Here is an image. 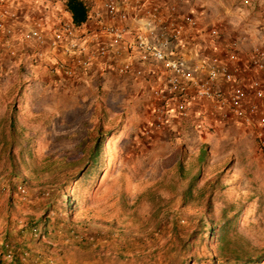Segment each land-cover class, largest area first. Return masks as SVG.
I'll return each instance as SVG.
<instances>
[{
  "label": "rangeland",
  "instance_id": "rangeland-1",
  "mask_svg": "<svg viewBox=\"0 0 264 264\" xmlns=\"http://www.w3.org/2000/svg\"><path fill=\"white\" fill-rule=\"evenodd\" d=\"M168 1L180 2V20L196 15L182 37L210 57L221 44L226 59L239 31L248 47L264 37V0ZM1 53L0 253L8 242L23 264H264L254 127L169 113L156 128L166 72L149 69L160 62L112 54L68 75L67 61ZM124 61L143 74H121Z\"/></svg>",
  "mask_w": 264,
  "mask_h": 264
},
{
  "label": "built area",
  "instance_id": "built-area-1",
  "mask_svg": "<svg viewBox=\"0 0 264 264\" xmlns=\"http://www.w3.org/2000/svg\"><path fill=\"white\" fill-rule=\"evenodd\" d=\"M102 3L104 10L95 13L99 26L97 32H80L76 24L67 22L55 28L49 38L45 23L38 21L28 30L22 31L21 37L41 44L49 41L51 46L62 49L69 55L68 61L61 64L68 75L77 71L87 72L95 63L106 60L112 54L122 55L123 49L129 50V59L160 62L161 69H165L166 80L155 91L159 101L156 128L165 126L169 113H177L182 118L190 116L187 97L193 95L207 101L223 117H235L242 124L254 127L264 150V76L255 78L251 88L233 83L238 67H232L230 62L239 59L243 42L240 36L229 41L225 61L215 54L208 60L192 64L177 46L186 29L197 26L198 18L190 12L183 20H174L172 15L179 11V1L103 0ZM242 3L249 6L252 0H242ZM165 5H168L169 11L166 16L162 12ZM133 11H137L136 14ZM137 14L139 21L135 19ZM17 18L18 15L9 6L8 0H0V52L7 51L12 56L18 54L13 38L17 30L14 25ZM130 20H137L138 27L133 29L129 24ZM260 24L264 25V16ZM130 32H134V35L132 41L127 42ZM218 35L217 27L209 31L211 37ZM245 66L264 75V42L254 49V55L245 60ZM118 71L121 74L141 76L144 69L138 63L134 65L130 61H124L118 66ZM221 78L225 85L220 82ZM21 192L24 195L26 188ZM34 230L37 231V228ZM14 254V246L5 243L4 257L11 260Z\"/></svg>",
  "mask_w": 264,
  "mask_h": 264
},
{
  "label": "crops",
  "instance_id": "crops-1",
  "mask_svg": "<svg viewBox=\"0 0 264 264\" xmlns=\"http://www.w3.org/2000/svg\"><path fill=\"white\" fill-rule=\"evenodd\" d=\"M102 1L103 0H86V2H88L90 6L89 18L85 23L77 25L80 32L85 30H91L93 32L98 31L95 13L104 10ZM66 2L67 0H8L9 6H11L12 9H14L18 15L17 20L14 21V25L17 30L13 38L14 45L19 55L30 54L36 59L38 57L40 59H43L44 61L54 62L57 65L61 61H68L69 55H66L62 49H57L56 47L51 46L49 44V41L44 44H41L36 41L24 40L21 37V34L23 33L22 31L28 30L38 21H43L45 23V31L49 38L52 36L54 29L60 27L63 23L69 22L75 24L73 21L72 13L67 9ZM133 12L134 14H136L137 11ZM162 12L164 15H167V13H169L168 5L164 6ZM172 17L174 20H180L179 11L173 13ZM135 19H137L138 21L140 20L139 14H137ZM137 20H130L129 22L130 25H133V29L138 27L137 24L139 23ZM243 32L244 31H239L237 36H240L245 42L249 39V37L247 33ZM133 35L132 32L128 34L127 42L132 41L131 39ZM195 40V36H188L185 38L181 37L180 43L177 46V49L181 53H183L187 58H194L193 60L189 59L190 63L192 64L204 60L202 58V55L208 56V58H206L205 60H208L210 58L209 54H206V50L201 51V47H199V45L197 46L198 41ZM263 42L264 39L262 38L261 41H258L257 44H255L253 47L251 45H249V47L247 45H243L244 43L242 44L243 46H241L239 50V59L237 61L230 62L232 67H234L235 65H237L238 67V69H236L237 73L235 74L233 83L242 84L247 88H251L252 81L255 78L264 76L263 73H261L260 71H253L246 68L245 66V60L254 55V49L258 46H261ZM215 50H217L218 53L221 54L220 56L222 60L225 61L226 59L224 56V50L222 49L221 44H217L215 46ZM7 53V51H3L1 55L3 57H7ZM127 55H130L129 50L123 49V59H125ZM149 70L151 71V73H153V75H158L160 73V75L164 76L165 74L164 68L161 69L160 72H158L156 69L153 70L151 66V69ZM220 82L225 85L223 78H221ZM161 84L163 83H160V85ZM187 100L191 111L190 117L192 120L195 121L194 124L196 123L197 125H200L202 121L207 120L211 123L210 125H212L214 128H217L218 123L223 125L225 124L224 122L227 121L225 117H223V114L214 110L207 101L195 97L193 95L188 96ZM262 102H264V99ZM241 127H243L244 130L250 129L249 126L245 124H241ZM220 129L222 130L223 127Z\"/></svg>",
  "mask_w": 264,
  "mask_h": 264
},
{
  "label": "trees",
  "instance_id": "trees-1",
  "mask_svg": "<svg viewBox=\"0 0 264 264\" xmlns=\"http://www.w3.org/2000/svg\"><path fill=\"white\" fill-rule=\"evenodd\" d=\"M67 9L73 15V21L76 25H81L85 23L89 18L90 6L86 0H67ZM37 228V227H35ZM34 228V229H35ZM15 250V249H14ZM23 251H16L13 259L9 260L4 257L3 253H0V264H6L3 260H8L7 264H23Z\"/></svg>",
  "mask_w": 264,
  "mask_h": 264
}]
</instances>
